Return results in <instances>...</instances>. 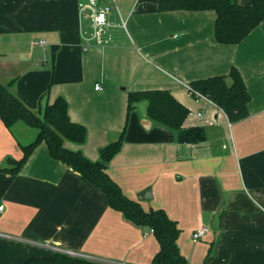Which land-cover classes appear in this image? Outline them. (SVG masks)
<instances>
[{"label": "crops", "instance_id": "1", "mask_svg": "<svg viewBox=\"0 0 264 264\" xmlns=\"http://www.w3.org/2000/svg\"><path fill=\"white\" fill-rule=\"evenodd\" d=\"M88 1L0 0V80L12 81L33 110L65 97L70 118L87 128L83 143L67 145L92 159L125 130L108 172L145 209L162 208L178 222L190 264H264V20L240 43H220L215 10L151 11L160 0H115L119 13L101 0L110 6L112 40L86 42L90 9L79 3ZM233 66L251 94L249 114L238 121L187 87ZM153 88L169 89L189 107L181 128L152 119L147 101L128 111L130 90ZM28 126L8 127L0 117V167L23 155ZM2 204L0 264H23L57 247L107 263L152 264L160 249L148 226L113 208L46 141L17 173L0 170ZM201 225L210 231L194 241Z\"/></svg>", "mask_w": 264, "mask_h": 264}, {"label": "trees", "instance_id": "2", "mask_svg": "<svg viewBox=\"0 0 264 264\" xmlns=\"http://www.w3.org/2000/svg\"><path fill=\"white\" fill-rule=\"evenodd\" d=\"M176 9L215 10L217 17L214 35L220 43H240L264 20V0H252L249 4L238 0H160L158 6L151 11ZM11 83L12 81L0 80V117L8 127L23 122L36 127L38 131L32 141L22 145L23 155L20 158L9 157L6 165L0 167V170L9 174L17 173L34 149L42 141H46L50 154L79 172L85 181L103 189L113 208L120 210L133 223L153 229L160 242V249L152 264H190L178 244L181 233L178 222L162 208L145 209L138 200L127 196L108 172L109 162L122 148L125 130L117 140L100 148L99 158L92 159L80 148L67 145L68 141L83 143L86 140L87 128L70 118L69 103L65 97L58 96L52 102L47 100L39 110H33L13 92ZM190 87L219 105L231 121H238L249 114L248 103L251 94L240 69L236 66H233L227 75L219 74L194 80ZM141 101H147L148 114L152 119L171 129L181 128L190 112L189 107L166 88L130 90L128 111ZM23 264L113 263L56 251L47 256L31 257Z\"/></svg>", "mask_w": 264, "mask_h": 264}, {"label": "built area", "instance_id": "3", "mask_svg": "<svg viewBox=\"0 0 264 264\" xmlns=\"http://www.w3.org/2000/svg\"><path fill=\"white\" fill-rule=\"evenodd\" d=\"M112 2L115 3L116 9L120 13V9L118 4L115 2V0H112ZM80 9L83 11L85 8L90 9V30L88 29H83L82 34L83 38L86 40V42L91 41V40H98L101 43H108L112 40V34L108 32V29L111 25V22L109 21V10L110 6L109 5H102L101 0H89L88 2H80L79 3ZM36 43L38 44H44L45 40L41 39L38 40ZM86 48V44H85ZM101 86L98 84L96 85V88L99 89ZM187 87L189 88L190 93L196 97H207L203 94H201L198 91L192 90L190 87V84H187ZM208 98V97H207ZM209 99V98H208ZM211 100V99H209ZM212 101V100H211ZM4 205H0V209H3ZM153 231V229H151ZM210 231V227L207 225H201L199 228H197L194 233H193V240L198 241L201 238H203L208 232ZM3 233L0 232V235ZM147 234V232H146ZM57 251H62L69 253L71 255H80L77 252L73 250H65L62 248H56ZM83 256V255H81Z\"/></svg>", "mask_w": 264, "mask_h": 264}, {"label": "rangeland", "instance_id": "4", "mask_svg": "<svg viewBox=\"0 0 264 264\" xmlns=\"http://www.w3.org/2000/svg\"><path fill=\"white\" fill-rule=\"evenodd\" d=\"M113 10L116 11L117 9L113 7ZM28 128L29 129H28V132H27V136L24 139V141H28L27 143H29L30 141H32L36 137V134H37V131H38L36 127L28 126ZM19 133L21 135H23L21 132H19ZM27 137H29L28 140H27Z\"/></svg>", "mask_w": 264, "mask_h": 264}, {"label": "water", "instance_id": "5", "mask_svg": "<svg viewBox=\"0 0 264 264\" xmlns=\"http://www.w3.org/2000/svg\"><path fill=\"white\" fill-rule=\"evenodd\" d=\"M149 192H150V188L144 190V191L141 192L138 196H139L140 199L147 198Z\"/></svg>", "mask_w": 264, "mask_h": 264}]
</instances>
